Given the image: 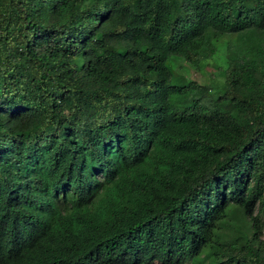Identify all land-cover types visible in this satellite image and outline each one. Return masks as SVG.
I'll list each match as a JSON object with an SVG mask.
<instances>
[{
  "label": "trees",
  "instance_id": "16d2710c",
  "mask_svg": "<svg viewBox=\"0 0 264 264\" xmlns=\"http://www.w3.org/2000/svg\"><path fill=\"white\" fill-rule=\"evenodd\" d=\"M263 193L264 0H0V264H264Z\"/></svg>",
  "mask_w": 264,
  "mask_h": 264
},
{
  "label": "rangeland",
  "instance_id": "374dc122",
  "mask_svg": "<svg viewBox=\"0 0 264 264\" xmlns=\"http://www.w3.org/2000/svg\"><path fill=\"white\" fill-rule=\"evenodd\" d=\"M221 62L222 58L220 56L216 59L212 57L203 62H200L196 68H192L186 66L185 64H182L176 58H170L167 65L171 74V82L175 83L176 79L182 76L184 79H189L199 85L209 87L212 84H221L223 82V73L220 68L222 66ZM259 218L261 220V223L264 225V216H260ZM261 233V239H264V227L262 228ZM208 257L209 254H205L196 258H192L187 262V264H206ZM151 264L158 263L152 261Z\"/></svg>",
  "mask_w": 264,
  "mask_h": 264
}]
</instances>
